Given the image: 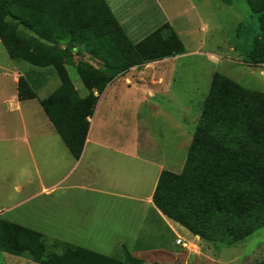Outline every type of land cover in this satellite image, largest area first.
Instances as JSON below:
<instances>
[{"label":"trees","instance_id":"trees-1","mask_svg":"<svg viewBox=\"0 0 264 264\" xmlns=\"http://www.w3.org/2000/svg\"><path fill=\"white\" fill-rule=\"evenodd\" d=\"M247 2L259 14L260 32L246 61L262 66L264 0ZM0 42L11 59L55 70L60 85L39 102L77 160L109 83L133 67L185 53L169 23L133 42L107 0H0ZM77 46L100 64H75ZM72 65L88 91L85 97L69 75ZM18 98H38L25 78ZM153 203L193 235L227 246L264 228V91L213 74L183 169L162 171ZM47 241L42 232L0 217V251L37 264H142L126 247L124 259H117L63 241L54 243L61 252L53 251Z\"/></svg>","mask_w":264,"mask_h":264},{"label":"rangeland","instance_id":"rangeland-1","mask_svg":"<svg viewBox=\"0 0 264 264\" xmlns=\"http://www.w3.org/2000/svg\"><path fill=\"white\" fill-rule=\"evenodd\" d=\"M107 1L133 42H139L162 23H169L165 21L171 18L175 29L169 24L184 43L187 53L176 62V68L172 72L173 97L164 99L163 107L167 112L153 113L144 108L139 111L140 115L136 119L133 112L138 104L136 100L139 92L132 88L117 98L119 102L124 100L120 105L121 110L115 113V109L114 113L108 115L111 121L105 119V133L102 132L107 135L109 131L113 134L120 131L125 140L128 137L130 139L134 122H137L140 129L151 137L149 145L144 144L143 148L154 150L162 162L168 164L167 169L178 173L186 161L203 101L209 93L215 72L227 75L249 89L264 91V66H255L246 61L260 32L259 14L252 11L247 0ZM18 27L31 34L24 27ZM152 29L154 30L151 31ZM63 46L66 47V44ZM1 48L8 58L3 45ZM74 61L75 64L79 61L93 64L94 59L83 46H77L74 50ZM22 63L28 66V63ZM67 69L75 88L80 96L84 97L88 91L75 70L76 65L67 66ZM52 72L49 84L36 92L39 99L48 97L60 85L55 70L52 69ZM119 117L125 121L117 122ZM50 135L58 136L54 129H51ZM143 139L145 137L141 138L144 143L147 138ZM3 146L0 144V217L43 232L49 238L47 244L50 250L61 252L54 243L63 240L117 259H124L121 245L125 243L130 251L136 253L138 250L134 251L133 247L138 243L142 249L134 256L141 259L142 264H258L264 260V228L232 246L202 240L179 225L169 229L157 220V217L151 215V223L146 224L143 235L146 239L139 242L131 238L128 241L122 240L124 235L117 231L120 217L115 215L104 219V226L98 225L90 233L83 232L81 220L77 216L81 211L79 204L90 200V196H96V200L100 201L101 195L76 188L65 190L60 187L51 195H41L27 201L31 186L27 187L24 181L15 179L10 144L6 145L4 150ZM55 163L57 161L50 160V164ZM81 177L82 174L76 172L64 186L80 185ZM55 179L57 177L53 174L45 180V184L51 185ZM16 184L24 189L23 192L16 191ZM40 186L36 182L34 189L37 191ZM110 197L107 200H126ZM114 212H122L126 217L130 211ZM129 219L134 222L131 216ZM177 235L189 243L187 248L176 244ZM0 264L37 263L26 257L0 251Z\"/></svg>","mask_w":264,"mask_h":264},{"label":"crops","instance_id":"crops-1","mask_svg":"<svg viewBox=\"0 0 264 264\" xmlns=\"http://www.w3.org/2000/svg\"><path fill=\"white\" fill-rule=\"evenodd\" d=\"M172 20L166 19L165 22H169L174 27ZM133 32L134 30L132 34ZM1 45L0 42V144L4 145L3 150L10 144L15 179L24 181L27 187L31 186L27 201L41 195H51L60 187H64L65 190L76 188L101 195L100 201L96 200V196H90V200L79 204L81 211L77 213V216L81 220V231L90 233L96 226H104V219L115 215L120 217L117 231L124 235L123 241H128L130 238L135 242L145 240L146 237L143 235H145L146 224L151 223L150 215L157 217V220L169 229H174V225L182 227L164 216L153 203V193L162 171L171 170L167 169L168 164L162 162L154 150L143 148L144 144L149 145L151 142L150 134L142 131L137 122H134V131L130 139L128 137L125 140L120 131L114 134L109 131L107 135H103L105 133L103 131L105 119L111 121L108 115L114 113L115 109V113L121 110L120 105L124 103V100L119 102L117 98L124 95V91L132 88L139 92L136 100L138 104L133 112L136 119L140 115L139 111L144 108H148L153 113H166L163 107L164 99L173 97L174 73L172 72L176 68V62L186 55V49L181 55L133 67L107 85L104 93L99 97L93 117L89 119L90 129L87 140L81 158L77 160L69 152L45 115L39 102L41 99L21 101L18 98L20 78H25L35 92H38L49 84L53 76V68H39L29 63L27 66L22 63L25 61L13 60L9 55L7 58ZM93 64L98 66L100 62L94 60ZM117 120V122L125 121L120 117ZM51 129H54L58 136H51ZM144 137L148 140L143 139L145 140L143 143L141 138ZM51 157L53 159H50ZM50 160H55L57 163L50 164ZM76 172L82 174L80 185L64 186ZM53 174L57 179L47 186L45 180L51 178ZM36 182L41 185L37 191L34 189ZM15 189L19 193L24 190L17 184ZM110 196L126 200L124 202L107 200L111 198ZM114 210L130 212L125 217L122 212H114ZM129 216L134 219V222L129 219ZM121 246L123 250L125 247L128 249L125 243ZM141 247L135 243L134 251L136 249L138 251L134 253L128 250L133 255H138Z\"/></svg>","mask_w":264,"mask_h":264},{"label":"built area","instance_id":"built-area-1","mask_svg":"<svg viewBox=\"0 0 264 264\" xmlns=\"http://www.w3.org/2000/svg\"><path fill=\"white\" fill-rule=\"evenodd\" d=\"M176 244L181 247L187 248L189 243L185 239L178 237L176 240Z\"/></svg>","mask_w":264,"mask_h":264},{"label":"water","instance_id":"water-1","mask_svg":"<svg viewBox=\"0 0 264 264\" xmlns=\"http://www.w3.org/2000/svg\"><path fill=\"white\" fill-rule=\"evenodd\" d=\"M197 237H199V236H197Z\"/></svg>","mask_w":264,"mask_h":264}]
</instances>
